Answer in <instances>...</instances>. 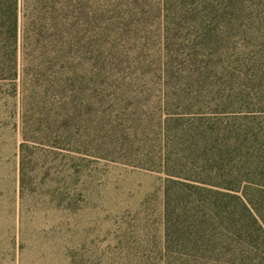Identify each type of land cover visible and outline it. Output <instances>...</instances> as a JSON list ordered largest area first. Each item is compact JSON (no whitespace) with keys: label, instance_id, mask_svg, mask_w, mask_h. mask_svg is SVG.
Returning <instances> with one entry per match:
<instances>
[{"label":"rangeland","instance_id":"rangeland-1","mask_svg":"<svg viewBox=\"0 0 264 264\" xmlns=\"http://www.w3.org/2000/svg\"><path fill=\"white\" fill-rule=\"evenodd\" d=\"M74 2L95 38L93 152L78 174L68 157L35 160L21 191L19 97L0 85V264H257L181 240L166 249L159 157L166 116L183 127L199 112L210 124L264 91V0ZM227 172L215 182L228 185Z\"/></svg>","mask_w":264,"mask_h":264},{"label":"trees","instance_id":"trees-1","mask_svg":"<svg viewBox=\"0 0 264 264\" xmlns=\"http://www.w3.org/2000/svg\"><path fill=\"white\" fill-rule=\"evenodd\" d=\"M78 7L72 0H0V85L19 97L21 191L35 160L56 165L59 156L68 157L78 174L88 167L81 156L93 152L95 93L87 84L97 70L90 64L95 38ZM252 93L234 98L247 111L222 109L224 118L210 124L199 112L183 127L173 115L161 122L167 250L181 240L203 256L219 252L264 264V91ZM254 100L258 110L250 111ZM176 132L182 149L173 154L165 147ZM63 150L76 155H60ZM226 171L228 185L215 182ZM57 190L52 197H60Z\"/></svg>","mask_w":264,"mask_h":264}]
</instances>
